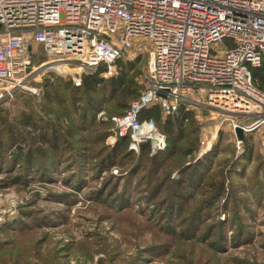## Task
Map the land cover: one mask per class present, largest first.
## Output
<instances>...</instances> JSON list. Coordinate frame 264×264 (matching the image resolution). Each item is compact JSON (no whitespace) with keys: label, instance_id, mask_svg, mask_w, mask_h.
<instances>
[{"label":"rangeland","instance_id":"1","mask_svg":"<svg viewBox=\"0 0 264 264\" xmlns=\"http://www.w3.org/2000/svg\"><path fill=\"white\" fill-rule=\"evenodd\" d=\"M39 52L33 65L47 59L43 49ZM138 56L136 74L144 86L147 51L123 61ZM51 74L71 81L56 70L45 78ZM23 96L0 108L11 119L28 112ZM112 96L106 94L99 113L108 120L99 114L89 119L90 131L79 134L80 140L115 130L110 112H123L124 102ZM31 103L37 116H44L42 97ZM229 116L193 112L178 154L152 160L148 154L123 157L124 149L118 164L100 174L97 165L110 149L106 141L76 143L88 151L82 153L85 158L67 153L51 166L48 157H40L29 171L21 164L13 167L7 154L6 170L0 172V258L5 264H264V191L253 179L257 171L264 177V171L259 173L260 166L264 170V130L246 134L239 153L230 126L237 118ZM191 148L195 153L187 156ZM210 180L224 182L222 198L212 199L215 190L204 185ZM174 189L182 200L174 197ZM174 202L182 210L172 213Z\"/></svg>","mask_w":264,"mask_h":264},{"label":"built area","instance_id":"2","mask_svg":"<svg viewBox=\"0 0 264 264\" xmlns=\"http://www.w3.org/2000/svg\"><path fill=\"white\" fill-rule=\"evenodd\" d=\"M39 49L47 59L33 65ZM145 51L144 90L111 118L109 146L129 138L135 153L142 144L152 156L166 150L167 136L139 117L155 105L165 116L182 106L235 116L239 153L238 128L245 135L264 130V91L252 75L264 66V0H0V105L20 93L40 97L51 70L81 86L102 63L107 77L118 60Z\"/></svg>","mask_w":264,"mask_h":264},{"label":"trees","instance_id":"3","mask_svg":"<svg viewBox=\"0 0 264 264\" xmlns=\"http://www.w3.org/2000/svg\"><path fill=\"white\" fill-rule=\"evenodd\" d=\"M140 59L141 57L138 56L135 60L129 62L118 60L116 62L119 69L118 75L111 78L103 76L108 71V67L102 63L96 72L84 74L81 86L74 85L72 80L63 81L60 77L54 79V75L51 74L52 76L45 78L41 85L42 104L39 106L41 113H44L42 117L37 116L38 111L31 106V100H35L37 97L25 93H20L17 96L25 95L23 97H28L25 99V104L30 108L28 112H22L11 119L8 112L0 108V172L6 170L5 157L7 154H10L11 159H13V167L16 168L17 164H21L27 170L35 168L36 161L40 157H48L51 166L55 165L56 162H60L67 153H78L80 158H85L82 153L85 155L88 151L83 150L80 146L76 147V145L83 141L104 142L114 133L113 130H110L103 133L100 138L98 136L89 137L87 140L78 138L79 134L90 131L86 126L88 120H94L100 111L104 109L106 94L109 92L113 95L112 97L120 96V101L124 102L123 112L119 114L117 111L110 112L114 116L125 114L130 103L140 98L144 90V86L141 80H138V74H136V65L140 62ZM252 75L255 84L264 91V66L252 68ZM77 114H79L78 120L72 119L73 115ZM139 117L141 121L153 120L159 130L167 136L168 146L166 150L152 156L149 144H142L140 152L135 153L129 150L130 139L121 138L115 146H110L107 158L100 160L97 165L99 174L116 166L118 156L124 149L126 151L123 157L138 156L140 158L144 154H148L154 160L164 153L167 157L172 158L179 153L180 141L187 136L185 123L194 122L193 112L186 111L185 106H182L176 113L165 116L163 109L159 105H155L144 108ZM110 123L115 126L112 122ZM15 149H17V152H14ZM92 153L94 152L92 151ZM184 153L191 156L195 153V148H191ZM201 161L206 162L204 158ZM53 169L51 168L49 171ZM184 169H186V166ZM43 171L46 172L47 170L43 169ZM262 171L264 170L260 166L259 173ZM253 179L256 180L258 190L264 191V177L262 181L257 171V175ZM208 182L204 184L205 187H209L211 191L215 190L212 199L215 201L222 198L225 191L224 182L217 185L212 180ZM189 188L191 189V186ZM174 191V197L181 198L177 194V189H174ZM176 203L174 202L171 206L170 211L172 213L175 212V208L182 210V204ZM204 209H208V204L204 203ZM159 221L157 220V223ZM0 264H5V260L0 258Z\"/></svg>","mask_w":264,"mask_h":264},{"label":"water","instance_id":"4","mask_svg":"<svg viewBox=\"0 0 264 264\" xmlns=\"http://www.w3.org/2000/svg\"><path fill=\"white\" fill-rule=\"evenodd\" d=\"M159 96H161V97H166L164 94H162V93H159L158 94ZM236 134H237V137L240 139V140H244V138H245V134H244V132H243V130L241 129V128H238L237 130H236Z\"/></svg>","mask_w":264,"mask_h":264},{"label":"bare ground","instance_id":"5","mask_svg":"<svg viewBox=\"0 0 264 264\" xmlns=\"http://www.w3.org/2000/svg\"><path fill=\"white\" fill-rule=\"evenodd\" d=\"M211 147H212V145H211V144H209V146H208L207 150H209Z\"/></svg>","mask_w":264,"mask_h":264}]
</instances>
